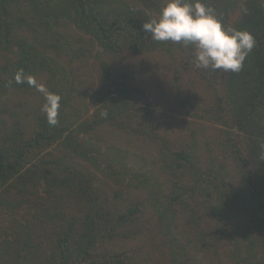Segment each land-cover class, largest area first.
I'll return each mask as SVG.
<instances>
[{
	"label": "trees",
	"instance_id": "trees-1",
	"mask_svg": "<svg viewBox=\"0 0 264 264\" xmlns=\"http://www.w3.org/2000/svg\"><path fill=\"white\" fill-rule=\"evenodd\" d=\"M164 2L0 0V264H264V0H202L239 72L151 39Z\"/></svg>",
	"mask_w": 264,
	"mask_h": 264
},
{
	"label": "clouds",
	"instance_id": "clouds-1",
	"mask_svg": "<svg viewBox=\"0 0 264 264\" xmlns=\"http://www.w3.org/2000/svg\"><path fill=\"white\" fill-rule=\"evenodd\" d=\"M142 27L157 42L193 45L198 69L239 72L256 43L246 30L225 28L202 0H165L158 14ZM59 100L56 94L47 97L43 110L50 125L58 123Z\"/></svg>",
	"mask_w": 264,
	"mask_h": 264
},
{
	"label": "rangeland",
	"instance_id": "rangeland-1",
	"mask_svg": "<svg viewBox=\"0 0 264 264\" xmlns=\"http://www.w3.org/2000/svg\"><path fill=\"white\" fill-rule=\"evenodd\" d=\"M157 79H158L157 77H153V78H151V79L149 80V82H150V83L156 82Z\"/></svg>",
	"mask_w": 264,
	"mask_h": 264
}]
</instances>
